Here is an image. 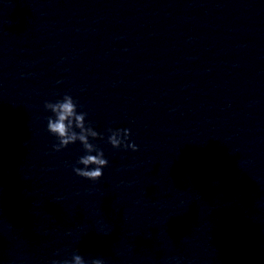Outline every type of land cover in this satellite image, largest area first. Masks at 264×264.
<instances>
[{"label": "clouds", "instance_id": "obj_1", "mask_svg": "<svg viewBox=\"0 0 264 264\" xmlns=\"http://www.w3.org/2000/svg\"><path fill=\"white\" fill-rule=\"evenodd\" d=\"M44 107L52 113V116L47 119V131L58 140V143L53 145L54 151L59 152L68 145L79 142L85 154L78 158L77 164L83 167H73V172L93 182L100 180L103 176L102 170L108 166L109 161L104 157V152L92 142L104 137L91 126L90 122L86 123L87 113L78 112L77 102L68 94H65L62 100L45 102ZM107 131L110 133L107 142L113 148L138 150L134 142H129L130 129L109 128ZM72 261L73 264H105L101 258L86 261L80 254L73 255ZM52 264H59V262L52 261ZM63 264L67 262L64 261Z\"/></svg>", "mask_w": 264, "mask_h": 264}]
</instances>
